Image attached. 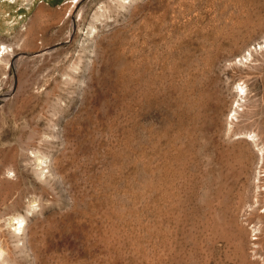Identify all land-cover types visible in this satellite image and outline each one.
<instances>
[{
    "label": "rangeland",
    "instance_id": "374dc122",
    "mask_svg": "<svg viewBox=\"0 0 264 264\" xmlns=\"http://www.w3.org/2000/svg\"><path fill=\"white\" fill-rule=\"evenodd\" d=\"M1 46L0 264H264V0H0Z\"/></svg>",
    "mask_w": 264,
    "mask_h": 264
},
{
    "label": "bare ground",
    "instance_id": "6f19581e",
    "mask_svg": "<svg viewBox=\"0 0 264 264\" xmlns=\"http://www.w3.org/2000/svg\"><path fill=\"white\" fill-rule=\"evenodd\" d=\"M10 1V0H9ZM262 5V3L260 4ZM259 5V6H260ZM256 8V7H254ZM253 8V9H254ZM261 10V9H260ZM259 10V11H260ZM253 12V11H252ZM258 12V10H257ZM256 13V12H254ZM258 14V13H257ZM250 15V13H249ZM248 15V16H249ZM245 16V15H244ZM246 17V16H245ZM250 17V16H249ZM253 17V16H252ZM257 17V16H256ZM248 18V17H247ZM245 19V18H244ZM243 19V20H244ZM249 19V18H248ZM246 20V19H245ZM244 20V21H245ZM253 20H255L253 18ZM257 20V19H256ZM243 21V22H244ZM259 21V20H258ZM250 22V20H249ZM253 23V22H251ZM244 24V23H243ZM250 24V23H249ZM257 24V23H256ZM255 24V25H256ZM239 25V24H238ZM252 25H240L239 28H238V31L239 32H246L249 30V28L251 27ZM236 33V32H235ZM242 34V33H240ZM8 50L7 47L5 46H1L0 47V54L6 52ZM243 164V163H242ZM30 208V207H29ZM28 208V209H29ZM23 217L21 214H19L17 211H15L14 213L12 214H7V215H0V255L2 252H5L6 254H9L10 251V247L8 246V240H7V236L10 237V238H13L14 240H17L19 238V235H22V223L23 222ZM6 235V237H5ZM24 239V238H23ZM19 240V239H18ZM10 242V241H9ZM19 246V245H18ZM16 246V247H18ZM25 246V245H24ZM23 247V245H22ZM20 248V247H18ZM14 249V248H13ZM16 249V248H15ZM21 249V248H20ZM14 252V251H13ZM15 253V252H14Z\"/></svg>",
    "mask_w": 264,
    "mask_h": 264
}]
</instances>
